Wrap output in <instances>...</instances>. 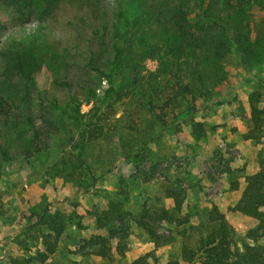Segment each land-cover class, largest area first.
Listing matches in <instances>:
<instances>
[{"label": "rangeland", "instance_id": "1", "mask_svg": "<svg viewBox=\"0 0 264 264\" xmlns=\"http://www.w3.org/2000/svg\"><path fill=\"white\" fill-rule=\"evenodd\" d=\"M203 1L192 0V5L211 8V17L192 14L190 25L181 23L182 28L171 17L143 21V44L136 40L120 61L122 73L115 78L119 91L134 93L129 87L137 73L144 87L151 78L152 87L159 90L180 80L192 91L182 99L180 108L164 110L166 124L159 126L141 159H119L112 172L89 190H81L46 174L60 155L59 139L53 141L50 152L28 160L22 154L27 146L22 142L21 128L0 123V143L9 145L12 157L0 168V264H131L152 253L162 264L181 262L183 247L194 246L214 228L210 222L214 210L225 214L237 231L240 251L244 244H256L250 233L259 237L257 244L264 245V226L231 212L242 198L247 177L264 167V137L260 141L246 139L250 131L248 98L253 92H261L264 109V0H236L233 5L223 0ZM116 3L99 2L110 22ZM50 17L8 25L1 32L0 47L39 37L46 44V53L56 51L63 56L60 67L53 66V71H43L39 77L41 91L63 104L69 93L53 89L52 84L69 73L74 91L84 101L81 111L87 113L92 107L86 102L87 93L103 94L108 87L104 74L86 66L93 50L86 38L97 24L95 20L85 24L83 14L72 5H63ZM7 19L0 6V20ZM212 22L216 25H210ZM107 57L105 54L104 61L94 64L105 73ZM161 99L159 105L165 102ZM37 104L35 94L33 107ZM120 107L117 103L118 119L122 116ZM199 125L201 138L196 135ZM59 126L64 140L78 133L77 124L67 118H60ZM176 200L181 202L180 210ZM111 204L133 216L144 208L168 212L172 222L155 225L164 243L159 245V240L126 217L130 236L122 242L124 255L115 251L111 261L93 256L90 239L107 236L97 230L95 216ZM46 210L51 216L61 214L67 224L53 255L48 254V239L44 237L50 229L40 220ZM116 245L113 241L114 248ZM155 258L150 257L148 264H155Z\"/></svg>", "mask_w": 264, "mask_h": 264}, {"label": "trees", "instance_id": "2", "mask_svg": "<svg viewBox=\"0 0 264 264\" xmlns=\"http://www.w3.org/2000/svg\"><path fill=\"white\" fill-rule=\"evenodd\" d=\"M101 1L0 0V6L9 18L6 22L0 20V43L1 32L8 25H24L33 19H51L52 13L63 5L76 6L83 14L85 24L94 20L97 24L91 27V34L86 38L91 41L93 48L86 66L100 75L104 74L108 87L103 90V94L96 91L87 93L86 102L92 105L87 113L81 111L84 101L74 91L75 83L71 81L69 73L62 79L56 78L52 84L53 89L69 93L68 100L63 101V104L57 97L49 98L47 92L41 91L39 77L43 71H53V66L60 67V58L63 56L56 51L46 53V44L39 37L14 40L6 48L0 47V123L21 128L22 142L27 146L23 148L22 154L28 160L50 152L53 141L59 139L62 142L60 155L47 168L46 174L76 184L81 190H89L104 175L112 172L119 159L135 161L144 157L155 140L159 126L166 124L167 114L164 110L180 108L182 99L192 94L191 88L180 80L169 89L163 87L159 90L152 87L151 78L146 83L148 86L144 87L138 73L128 86L134 93L117 90L115 78L117 73H122L119 67L125 51L136 40L138 44H143L142 22L155 17L167 21L171 17L177 25H190L189 17L192 14L203 19L211 17V8L192 5V0H117L113 7V21L110 22L106 11L99 6ZM201 1L203 4L204 1ZM216 1L212 0L213 3ZM223 1L233 5L236 0ZM146 2L151 4L147 5ZM98 13H101L100 17ZM210 25H216V22ZM180 26L182 28L183 25ZM67 49L66 52L69 51ZM105 54L108 55L106 61H109L105 69L107 73L94 66L97 61H104ZM35 94L39 104L33 107ZM161 98L165 102L159 105ZM117 103L122 104V116L119 119L116 118ZM261 104V92H253L248 98L250 131L246 139L260 141L264 137V109ZM60 118H67L77 124L76 136L62 139ZM196 132L197 137L201 138V125ZM11 160L9 145L0 143V168ZM174 203L180 210L181 202L176 200ZM231 212L257 221L260 227L264 226V167L257 174L247 177L242 198ZM132 216L118 204H111L107 210L97 214V230L106 232L107 236L95 235L90 239L89 244L94 248L92 255L107 261L113 259L115 251L124 255L125 246L122 242L130 236L126 217H131L132 222L151 238L159 240V245L164 243V239L156 234L155 225L164 221L172 222L168 212L144 208L139 215ZM40 220H44L50 229V233L44 237L48 239V254L53 255L67 224L61 214L51 216L48 210ZM210 222L215 226L208 235L197 240L194 246L183 247L181 262L163 264H264V245L257 244L258 236L250 233L249 237L256 244H244L240 251L237 247V231L225 214L218 210L212 211ZM113 241L117 242L115 248ZM152 256L155 258L152 253L131 264H148ZM154 260L155 264H162L158 259Z\"/></svg>", "mask_w": 264, "mask_h": 264}]
</instances>
